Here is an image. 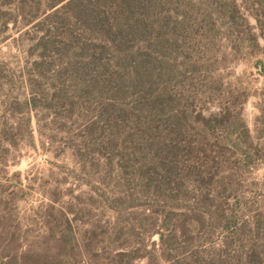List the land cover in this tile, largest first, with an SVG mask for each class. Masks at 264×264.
<instances>
[{"label":"rangeland","instance_id":"rangeland-1","mask_svg":"<svg viewBox=\"0 0 264 264\" xmlns=\"http://www.w3.org/2000/svg\"><path fill=\"white\" fill-rule=\"evenodd\" d=\"M8 2L0 0L1 260L116 264V252L133 250L128 264H163L151 262V249L161 251L159 231L170 236L173 256L224 241L264 249V63L240 59L208 70L194 103L205 116L220 110L221 99L240 108L261 150L257 167L237 170L231 156L211 163L215 134L200 136L181 127L171 138L179 162L186 164L184 156L195 146L202 149L195 159L200 172L186 174L180 163L162 168L154 159L151 88L143 98L130 86L133 58L116 62L111 47L102 49L105 74H120L121 93L91 92L97 70L87 64L88 49L91 41L104 39L61 9L38 23L25 25L17 18L4 25L14 13ZM52 2L28 4L48 14L63 3L50 8ZM68 31L75 39L67 49L45 51L39 44L44 33L63 41ZM217 35L222 50L229 39L223 27ZM128 46L126 51H134L141 43ZM146 54L151 69V49ZM210 85L214 100L207 101L204 89ZM31 92L37 94L34 106L27 104ZM255 217L261 220L258 227ZM67 225L76 240L60 251L52 233ZM241 226L244 233L236 235ZM127 260L122 256L120 263Z\"/></svg>","mask_w":264,"mask_h":264},{"label":"trees","instance_id":"trees-1","mask_svg":"<svg viewBox=\"0 0 264 264\" xmlns=\"http://www.w3.org/2000/svg\"><path fill=\"white\" fill-rule=\"evenodd\" d=\"M9 1L14 13L9 20L4 21V25L14 23L17 18L25 25L34 21L38 23L41 16V19L46 20L61 9L67 17L80 22L87 30L104 39L103 43L91 41L88 49L90 54L87 64L97 70L89 82L91 92H112L118 96L121 93L118 82L120 74H105L106 63L101 60V55L107 45L115 51L116 62L134 59V66L129 72L130 86L143 98L147 97L151 88L150 107L157 118L156 156H153L159 167L173 169L180 163L186 174L200 172L195 161L202 153L200 146L187 152L184 156L187 157L184 161L186 164L178 160L173 146L175 142L171 138L180 134L181 127L190 128V131L200 136H207L210 132L215 134V138L210 139L214 140L209 152L211 155L214 153L209 160L211 163H224L231 156L237 170L251 171L257 167L261 150L253 144L240 108L221 99L220 110L205 116L195 110L194 103L199 83L207 78L202 74L208 70L226 67L240 59H255L254 65L264 63V0H54L48 4L50 8L63 3L48 14L28 4L29 0ZM250 18L254 23L250 22ZM222 27L229 40L219 50L216 39ZM65 36L63 41L54 40L46 38L44 33L39 44L45 51L50 46L56 50L67 49L75 36L70 31ZM138 40L140 47L126 51V45ZM81 45L84 48L88 43ZM148 48L151 49V69L145 66ZM38 57L44 59L45 54L41 52ZM38 61L35 60L34 64H39ZM210 83L212 85L213 82ZM211 85L204 89L207 101L214 100ZM36 95L31 92L28 106L35 105ZM109 106L106 105L104 109L109 110ZM253 222L256 227L261 224L258 217ZM243 228L237 227L233 232L242 234ZM52 235L60 251L70 248L76 240L69 225L59 226ZM158 237L161 251L156 254L151 249V262L152 259L157 262L162 259L163 264H264V249L252 244L224 241L215 246H196L173 256L170 236L159 231ZM80 239L84 241L87 237L81 235ZM132 252H116L113 263L121 264L122 256H126L128 260L123 264H128L133 258ZM0 264L66 263L63 260L43 261L21 257L18 263L0 259Z\"/></svg>","mask_w":264,"mask_h":264}]
</instances>
